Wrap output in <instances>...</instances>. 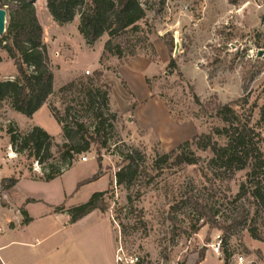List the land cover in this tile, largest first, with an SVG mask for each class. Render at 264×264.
I'll use <instances>...</instances> for the list:
<instances>
[{
    "label": "rangeland",
    "instance_id": "374dc122",
    "mask_svg": "<svg viewBox=\"0 0 264 264\" xmlns=\"http://www.w3.org/2000/svg\"><path fill=\"white\" fill-rule=\"evenodd\" d=\"M140 1L147 12V18L140 26L151 32L152 47L148 43H141L137 48V57L122 60L115 57L120 65L136 62L150 67L144 86H147L151 99H161L166 104L180 126L193 129L188 136L189 142L193 137L209 134L215 127L222 128L224 124L216 115L218 105L244 97L243 78L255 76L248 90L249 105L246 110L252 115L251 127L260 134V148L264 155V119L261 116L264 107V0ZM43 4L42 0L37 2V15L43 25L50 67L56 77L54 92L47 103L57 108L62 116L70 101L77 99L73 104L72 118L92 126L93 115L86 113L79 105L83 97L59 93L62 87L77 78H90L95 88L103 84L109 86L110 109L118 118L109 121L114 128L103 135L109 143L107 149L99 152L103 160L100 169L105 173V178L100 182L81 185L88 180L95 164L93 161L82 163V159H96L97 152L93 148L89 154L77 157L74 167L64 176L50 183H35L29 179L42 178L45 166L14 154L6 134L10 122L16 123L24 132L30 129L33 122L21 114L10 116V103H1L0 159L9 160L8 164L16 170L13 177H28L22 180L20 189L12 194L13 200L17 201L27 194L74 207L87 203L93 194L106 190L103 198L106 210L103 214L109 217L118 235L117 258L122 259L118 264H135L137 260L141 264H193L199 261L202 254L207 257L206 264H223V260L218 259L212 250L218 236L227 238L226 250L232 252V259L242 255L246 258L245 264H264V205L256 207L251 196L244 199L237 197L248 171L233 174L230 170L210 167L213 154L192 146L191 151L201 160L198 165L167 166L163 174L154 178L148 187L145 181H139L130 190L117 185L115 175L124 166L120 152H126V147L142 150L146 157L144 164L148 167H151L157 155L172 151L163 150L153 126L150 127L151 132L146 129L153 118L163 119V113L153 104L141 107L146 128L134 124L128 108L129 96L115 86L112 97L110 81H106L104 73L100 71L104 67L108 79L118 73L115 65L108 63L110 56L104 55L103 51L99 71L92 69L97 51L105 45L108 36L91 46V54L83 52L73 57L71 52L81 46L77 35L80 18H75L70 25L60 26ZM172 40L173 49L169 47ZM0 54L7 55L1 48ZM172 60L177 68L169 70ZM12 69L15 70L12 63L4 64L1 74L7 75ZM86 70L90 75L86 74ZM98 73H102L100 82L97 80ZM134 87L133 92H136L139 100L144 95L143 86L137 83ZM102 91L106 89L102 88ZM195 96L200 99L202 107L196 104ZM112 98L117 107L112 106ZM133 102L135 106L140 105L135 98ZM236 110L240 114L245 113L244 109ZM51 131L56 143L62 146L65 142L63 134L57 137L55 130ZM216 140L220 145L226 144L224 138ZM53 154L56 159L52 163L62 166L57 147L53 149ZM5 174L11 175L9 171ZM151 174L157 176L158 172L151 171ZM2 193L0 205L5 207ZM189 197H196L206 206L208 216L201 217L195 212L188 203ZM241 214L245 215L246 224L227 236L222 227L230 225ZM2 219L3 213H0V222ZM109 228L107 222L92 228L97 245L103 247L110 244ZM253 233L262 241L256 240Z\"/></svg>",
    "mask_w": 264,
    "mask_h": 264
},
{
    "label": "trees",
    "instance_id": "16d2710c",
    "mask_svg": "<svg viewBox=\"0 0 264 264\" xmlns=\"http://www.w3.org/2000/svg\"><path fill=\"white\" fill-rule=\"evenodd\" d=\"M38 1L0 0V9L6 10L8 14L7 32L0 37V48L6 52L7 58L13 62L18 72L14 80H0V104L9 102L13 111L27 118H32L48 102L54 92L55 82L54 72L50 67L48 47L43 38V26L37 15ZM46 4L50 15L60 26L72 24L79 16L78 31L88 46H94L107 35L104 55L119 60L135 58L141 43H148V46L152 47L151 32L140 26L147 18L146 9L140 0H46ZM169 47L174 48L173 40L169 43ZM2 62L0 57V64ZM172 67L177 68L174 60L170 62L168 69L171 70ZM170 73L169 75H172ZM101 77L102 73H98L99 82ZM254 77L243 78L244 97L228 104L218 105L216 115L224 124L222 128L215 127L209 134L198 136L192 142H185L168 154L157 155L151 167L145 165L146 157L142 150L126 147V152H120L124 166L115 175L117 185L130 190L139 181H145V186L148 187L154 178L163 174L167 166H196L201 161L191 151V147L196 146L199 150L210 151L213 154L210 167L230 170L233 174L248 171L247 179L241 184L237 197L244 199L251 196L256 207L264 205V155L260 148L262 141L260 134L251 127L252 115L246 110L249 105L248 90ZM102 88L106 91H102ZM59 93L78 94L83 97L79 105L86 113L93 115L92 126L72 118L73 104L77 100L72 99L62 116L57 108L50 106L54 119L62 127L65 140L62 146L56 143L55 137L38 126L24 132L16 123L10 122L6 130L9 146L14 154L45 166L43 177L38 180L46 183L63 176L75 165L77 157L89 154L93 148L96 149V161L101 168L103 160L99 152L107 149L109 143L103 135L107 130L114 128L109 121L118 118V115L110 109V88L106 84L95 88L92 79L80 77L62 87ZM195 101L202 107L197 96ZM237 108L244 109L245 113H238ZM261 113L264 119V107ZM216 138H224L226 144L220 145ZM55 147L59 150V161L62 166L52 163L56 159L53 154ZM151 171H157V176H153ZM98 179L97 174L81 185ZM19 181L20 178L16 177L3 179L0 191L7 192L13 189ZM140 193L139 191V198ZM105 195L106 192H97L87 203L68 210L71 223H76L96 210L105 213L106 207L103 202ZM195 198L187 199L192 209L201 217L208 216L206 206ZM64 210V207L57 208V211ZM22 214L24 223H29L28 214L25 211H22ZM245 224L246 217L241 214L222 229L229 236L231 231ZM252 235L256 240L262 241L257 234ZM222 238L226 262L233 255L226 250L227 238ZM204 260L205 255L202 254L195 264H200ZM135 264L141 262L137 260Z\"/></svg>",
    "mask_w": 264,
    "mask_h": 264
},
{
    "label": "crops",
    "instance_id": "0c3cea01",
    "mask_svg": "<svg viewBox=\"0 0 264 264\" xmlns=\"http://www.w3.org/2000/svg\"><path fill=\"white\" fill-rule=\"evenodd\" d=\"M42 1L44 3L43 6L50 15L47 9L46 0ZM36 8H38L37 5ZM76 19L79 20V17H76ZM77 35L81 46H79V49L75 52H71L70 55L73 57L74 55L77 57L78 54L80 55L83 52L90 53L92 51V48L86 44V41L80 35L79 31L77 32ZM43 38L44 42L47 43L45 35ZM60 43L65 42L62 41ZM103 51L104 46H101L99 51H97L94 61L95 65L92 67L94 71H99L101 67L100 58ZM0 57L3 59V62L0 64V80H14L18 76L16 68L15 70L12 69L7 75L1 74L2 66L7 63L13 64V62L7 58V55L2 56V54H0ZM108 63H110L109 65H115L118 73L115 74L113 78L108 79L107 72L103 70L104 67H102V70L100 71L104 73L106 81H110L109 85L112 87V97L114 96L113 89L115 86H119L121 90L129 96L128 108L130 114L133 115L135 121L134 124L139 128H146L144 125L145 118L140 112V109L141 107L143 108L153 104L155 108H158L161 114L163 113V119L158 117L153 118L151 120V125L146 129L148 132H151L152 129H150V127H154L153 131L154 133L157 132V138L158 141L161 142L163 150H173L190 140L188 136L192 134L193 129L191 130V128H188L187 126H180L161 99H151L152 96L149 95L147 86H144V81H146L147 76L146 73H148V70L150 69L148 65H141L136 62L120 65V62L112 56H110ZM137 83H140L144 90V95L139 100L135 94L136 92H133V88L135 89L134 85ZM133 98H135L140 105L135 106V102L132 103ZM141 102L144 103L141 104ZM111 103L112 106H116L113 102V98L111 99ZM119 106L120 105L118 104V107ZM120 108L121 107H119V109ZM131 109L133 111H131ZM9 112L10 116H14V114L17 113L12 109H10ZM13 116L11 119H13ZM28 119L33 122L30 129L38 126L50 133V135L54 134L51 130H55V134H58L57 137L63 134L62 127L54 119L48 103L35 113L32 118ZM193 136L194 135H191V137ZM169 145L170 147L168 148L167 146ZM8 161L9 160H6L5 158L0 159V188L3 179L16 176V170L8 164ZM91 161L95 164H93L91 168V175L88 179H91L98 174L99 179L97 182H100L105 178V173L100 169L96 159L90 158L82 163L87 164ZM6 171H9L11 175L7 176L5 174ZM25 178L28 179L27 176L21 177L19 183L13 189L2 193L4 197L3 200L7 206L3 207L0 205V213H3V219L0 222V264H118V235L108 216L104 215L101 211L96 210L76 223H71V217L67 211L81 205L66 207L65 205H58L49 201L46 197L31 196L27 194L22 198H18L17 201H14L12 194H15L16 191L20 189L22 180ZM29 180L35 183L43 182L38 179L34 180L30 178ZM29 200H34V202H29ZM61 206H65V210L57 211V208ZM22 211H25L29 216L30 221L27 224L24 223ZM104 222H107L110 227V244H107V246L105 244V246L101 247L96 244V238L92 236L95 231L92 228L97 227V224L100 225ZM206 263L207 257L200 264Z\"/></svg>",
    "mask_w": 264,
    "mask_h": 264
},
{
    "label": "built area",
    "instance_id": "2783aa9c",
    "mask_svg": "<svg viewBox=\"0 0 264 264\" xmlns=\"http://www.w3.org/2000/svg\"><path fill=\"white\" fill-rule=\"evenodd\" d=\"M87 75H90V72H86ZM83 162L87 161V158L82 159ZM213 254L220 260H223V264H245L246 258L242 255H237L236 257L231 258L230 260L225 262V247L223 243L222 236H218L216 238V242L212 245ZM122 259L120 257L117 258V262L121 263Z\"/></svg>",
    "mask_w": 264,
    "mask_h": 264
},
{
    "label": "water",
    "instance_id": "95a60500",
    "mask_svg": "<svg viewBox=\"0 0 264 264\" xmlns=\"http://www.w3.org/2000/svg\"><path fill=\"white\" fill-rule=\"evenodd\" d=\"M7 11L4 9H0V36H3L7 32ZM264 22V16H263ZM261 56V54H259Z\"/></svg>",
    "mask_w": 264,
    "mask_h": 264
}]
</instances>
